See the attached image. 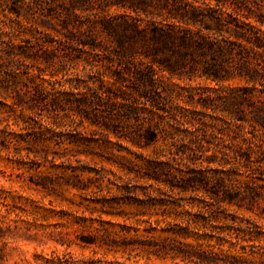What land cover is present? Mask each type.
<instances>
[{
  "label": "rangeland",
  "instance_id": "obj_1",
  "mask_svg": "<svg viewBox=\"0 0 264 264\" xmlns=\"http://www.w3.org/2000/svg\"><path fill=\"white\" fill-rule=\"evenodd\" d=\"M5 1L0 0V37L3 36L4 40L12 37L17 46L27 45V40L36 44L35 51L39 59L27 61V64L30 65L33 75L52 80L53 84H45L50 93L34 102V113L15 106L11 99L6 101L0 96V102L8 105L3 106L0 103V133L11 130L14 133L10 132V135L22 134L33 141L30 145L22 141L19 145L0 146V264H47L45 258H50L53 254L60 257L72 256L80 262L117 259L128 264H185L170 257L159 259L155 255H149L145 251L148 249L139 248L144 241L147 248L152 246L149 241L151 237H174L171 233H162L160 229L158 232L148 233L146 229L151 226L145 221L150 218L151 221L161 220L160 226L163 228L168 222L185 228V220H189L192 236L188 239L177 237V240L192 245L199 252L210 253L212 260H217L219 264H264L263 200L253 211L247 208L219 207L204 192H184L179 188L172 191L164 185H158L154 179L142 177L147 174L146 160L153 158L166 161L171 157L169 149H182L183 140L193 148L235 149L236 144L242 142L244 132L245 138L261 144L264 149V130L255 132L248 123L243 125L233 121L229 112L224 109V102L220 97L222 95L218 94L222 87H227V92H230L247 86L245 82L235 78L218 84L204 75L203 65L192 63L191 60L189 65L180 67L175 76L170 78L168 72L161 70L163 65L159 59L163 55L154 60L138 45V50L131 53V57L137 64H144L142 68L150 66L155 70L162 95L159 98L156 96V106H151V100L147 103L146 114L160 123L159 130H164L160 132L159 142L148 150H141L131 142L118 140L114 136L110 137V143L105 144V129L90 125L87 121L81 123L78 120L73 123L71 116L66 117L67 114H72L68 107L62 111L49 103L56 92L65 89L70 91L66 79L75 73L81 76L79 87L73 90L75 93L84 92L86 86H91L92 80L98 77V71L112 74L114 70L108 68L112 65L111 60L115 63L119 61L120 48L115 37L104 29L105 21H113L119 25L120 33L124 32L123 27L128 24L144 30L148 35L164 29L178 34L189 31L195 38L210 34L212 39L221 40L231 35L227 31L222 36L215 34L219 17L225 22V30L234 28L237 22L251 23L258 28V19L264 15V0ZM15 5L21 7L20 15L13 11L12 7ZM67 27L74 31V36ZM91 34L94 35L95 42L88 38ZM230 39L236 40L235 37ZM38 43L43 44L44 49ZM0 44L5 46L1 39ZM84 49L88 53H84ZM131 86L130 84L132 90ZM119 102L124 101L120 99ZM140 102H145V99H140ZM58 112L61 116L57 115ZM31 115L40 122L42 130H47L46 127L51 125L58 126V132L67 131L65 136L61 138L49 134L46 138L39 139L33 130L41 129L38 128L39 124L31 121ZM65 124L71 127L67 128ZM25 130H30L31 135L28 136ZM77 132L83 133V137L89 141L104 145L99 148L96 143H92L96 150L93 152L94 157L82 154L78 159L87 164L86 168L106 172L110 181L105 180V185L109 184L111 188V193H107L106 188L102 193L109 199L106 205L102 204L103 199L97 201V196L91 192L81 195L76 190L63 188L58 189V196L53 198L46 196L43 190L34 188L30 183L32 177L36 178L35 168L39 164L40 170L52 177H57L69 166L83 167V164L76 161L77 158L70 155L67 157L71 158L70 161L63 159L65 164L62 159H57L56 162L52 160L55 152L69 154L66 149L76 148L70 139ZM261 133V138H257L256 135ZM46 148L50 149L49 160L43 158ZM196 152L198 156L193 157L194 163L185 158L183 162L172 164L179 178H186L192 168L210 174L213 173L211 169L223 168L219 163H208L205 157L211 155V152L204 156H200L201 152ZM157 153L160 154L158 158ZM257 156L254 154V159ZM231 166L227 165L226 169ZM239 169L243 175L241 178L246 179L249 173L260 177L256 164H253L251 172L243 166ZM83 177H94V174L86 172ZM117 185L124 189L130 187L132 191L123 189L119 192ZM150 198H155L159 206L144 210L138 205L141 200ZM161 203L170 206L166 208ZM162 212L169 213L171 217L163 221ZM224 216H229L228 223L232 217L243 221L245 226L252 228V236L246 237L244 241L242 236L237 239L235 232L228 235L229 231L226 230L222 233L227 221L216 218ZM77 221H84L86 226L96 228L104 225L109 230L119 231L120 235L123 234L121 227L125 226L126 236L137 240L133 243L135 249L132 251L131 260H127L128 253L113 254L106 249L83 243L81 238L90 236L91 231L80 230ZM58 223L65 227L56 229ZM177 225L175 229L178 230L181 227ZM136 229H139L138 234ZM59 230L70 233V247L55 241L60 238Z\"/></svg>",
  "mask_w": 264,
  "mask_h": 264
},
{
  "label": "trees",
  "instance_id": "obj_2",
  "mask_svg": "<svg viewBox=\"0 0 264 264\" xmlns=\"http://www.w3.org/2000/svg\"><path fill=\"white\" fill-rule=\"evenodd\" d=\"M9 0L5 2L8 3ZM19 1V0H16ZM13 11L20 13L21 7L15 5L12 7ZM20 15V14H19ZM218 24L215 29V34L219 33L221 36L224 31L230 32V37L222 38L221 40L212 39L211 35H199L200 38H195L189 31L182 34L175 33L173 30L158 29L157 32L148 35L144 30H139L132 25H125L124 32L120 33L121 27L113 21H105L103 23L104 29L115 37L120 48L119 61L115 63L111 60L112 65L108 69H113L112 74L107 72L98 71L96 80H92L91 86H86L85 91L75 93L74 89L79 87L81 83V76L78 73L69 76L66 79V84L70 85V91L61 90L55 93V97L50 100V104L56 106L58 109L65 111L66 107L72 114H67L66 117L71 116L72 122L76 123L80 120L81 123L86 121L90 125H97L102 127L106 132L103 137L105 144L110 143V137L114 136L118 140L125 139L133 146L141 150H148L154 147L159 142L161 125L159 122L146 114L147 103L151 100V106H156V96L161 97L160 93V80L157 73L150 66L136 63L131 57V53L138 50V45L143 48L144 53L151 55L154 60L159 59L160 55L163 58L159 59L163 65L161 70L168 72L170 78H173L180 67H186L192 63L203 65L204 75L208 79L216 81L218 84L225 80L239 78L245 82L247 86L227 92V87H222V91L218 93L224 102V109L229 112L230 117L235 122H241L243 125L248 123L255 130V132L264 130V15L258 19L259 27H255L251 23H236L234 28L225 30V22L221 17L218 18ZM68 25V24H67ZM66 29L69 30L67 27ZM133 30L134 32H130ZM69 33L74 36V31L69 30ZM83 34V33H80ZM235 37V41L230 38ZM91 41L95 42V37L91 34L88 37ZM2 46L0 44V96L6 101L12 100L15 106L23 107L24 110H30L34 113L35 101L43 99L48 96L49 88L45 86L46 83L53 84L52 80H45L42 76H35L30 71V65L27 61H38L39 56L36 54V44L27 40L25 46H17L12 37L4 40L3 36ZM88 41V40H87ZM38 46L44 49L43 44ZM73 47V46H72ZM84 53H88L85 49ZM48 55V53H46ZM24 68V69H23ZM86 68V67H85ZM90 76V74H87ZM53 77V76H52ZM132 85V90L130 89ZM26 88V89H25ZM68 95V96H67ZM80 95V97H78ZM72 96V97H70ZM66 97V98H65ZM145 99V102H140V99ZM120 99L124 102H119ZM68 101V102H67ZM2 103L3 106H8L7 103ZM154 103V104H152ZM58 116L60 112L57 114ZM35 124H39V129L33 130L39 139L46 138L49 134L63 138L66 130L58 132V126H48L47 130H42L40 122L34 115L29 117ZM28 123V121H25ZM65 127H71L66 125ZM241 128L242 126H236ZM76 130V129H75ZM241 130V129H240ZM27 135L30 130H25ZM242 131V130H241ZM11 130L0 133V146L8 147L12 144L19 145L22 141L27 144L33 143L22 134L18 136L12 134ZM8 133V134H7ZM14 133V132H13ZM263 133L256 135L261 138ZM242 142L236 144L237 148L221 147V148H193L182 142V149L173 150L169 149V155L166 161L150 158L146 160L147 171L146 176L154 179L158 185H164L170 190L174 191L175 188L181 191L193 193L204 192L211 200L219 207H237L239 209L247 208L251 211L254 207L264 201V149L261 144H258L248 138H245L243 132ZM70 142L76 148L66 149L69 154H60L55 152L52 158L53 162L57 159L67 158L68 155L77 158V162L83 164V167L69 166L64 168V171L57 177L46 175L40 170L39 164L35 168V177L30 180L31 185L38 189L43 190L46 196H58V189H73L84 195L91 192L97 196V201L103 199L104 205L109 202L107 196L103 195L105 188L107 193H111L109 184L105 185L107 178L106 172L94 168H86L87 164L82 163L78 159L79 155L85 154L94 157L96 143L99 148L104 145H99L97 142H92L83 137V133L77 132L72 134ZM242 144V145H241ZM50 149H45L43 158L49 160ZM196 151L201 152L204 156L205 153H212L206 156L208 163H219L222 169H211L212 174L192 168L188 171V176L179 178L174 172L173 163L184 161L185 158L188 162L194 163L193 157H197ZM254 154L258 155L254 159ZM157 158L160 156L157 153ZM37 157V156H36ZM142 157V156H140ZM123 158V157H121ZM62 161L65 164V161ZM187 162V163H188ZM253 164H256L260 171V177H254V173H249L245 178L239 172L241 166L245 167L247 171L253 170ZM188 165V164H187ZM227 165H232L226 169ZM54 167V166H53ZM142 168V167H141ZM128 169V168H127ZM71 173H68V171ZM94 174V177L84 178V173ZM131 172V170H129ZM117 185L119 192L123 189L131 192L130 187ZM191 189V190H189ZM131 190V191H130ZM98 196H100L98 198ZM52 202V201H51ZM119 203V202H118ZM159 202L155 198L148 200H141L140 205L144 210L149 207L159 206ZM160 205L168 208L170 204L161 203ZM180 206V204H177ZM143 213H146L143 212ZM163 221L171 217L169 213L162 212ZM229 216L216 218V220L227 221L224 224V233L226 230L232 234L235 232L236 238L242 236V240L246 237H251L253 230L250 226H245L243 221H237L236 217H232L230 222ZM149 223L151 228L146 229L148 233L158 232L160 229L162 233L173 234L174 237H151L149 241L152 243L149 248L145 245V241L140 243L139 248L145 250L149 255H155L159 259H167L170 257L172 260L183 262L185 264H219L217 260H212L211 254L208 252H199L192 245L183 243L177 240V237L183 239L190 238L192 225L189 220H185L186 227L183 228L172 222H168L167 226L161 227V220L157 219L151 221V218L145 221ZM84 221H77L80 230H90V236H83L82 241L87 245H95L101 249H106L113 254H129L128 261L131 260L132 251L137 240L128 238L126 236V227H121L119 231L109 230L102 225L99 228L93 226H86ZM155 225V227H153ZM176 225L179 228L175 229ZM65 227L64 224L58 223L56 229ZM129 232V230H128ZM135 232L138 234L139 229ZM60 238L55 241L63 246L70 247L72 241L69 239V232L62 230L58 231ZM0 236H2L0 227ZM139 236L137 235L136 238ZM147 241V240H146ZM131 248H133L131 250ZM96 254V252H95ZM150 258V257H149ZM47 264H128L126 261L119 260H106V259H92L88 261H76L72 256L67 257L64 255L53 254L50 258H45ZM178 264V263H177Z\"/></svg>",
  "mask_w": 264,
  "mask_h": 264
}]
</instances>
